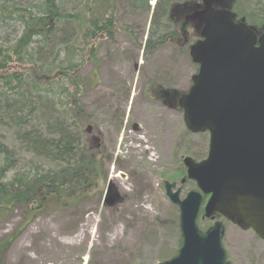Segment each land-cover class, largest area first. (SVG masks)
Segmentation results:
<instances>
[{"label": "rangeland", "instance_id": "1", "mask_svg": "<svg viewBox=\"0 0 264 264\" xmlns=\"http://www.w3.org/2000/svg\"><path fill=\"white\" fill-rule=\"evenodd\" d=\"M175 2L182 0L169 3L173 7ZM158 3L160 0H66L68 12L83 13L88 5V18L114 19L113 40L95 39L97 63L86 62L81 75V101L87 115L83 141L87 153L99 157L102 169L94 190L70 208L51 203L36 216L12 243L4 264H159L177 256L180 212L166 195L165 184L176 183L182 199L196 190L193 182H181L186 175L183 158L205 160L210 137L187 129L178 103L164 104L165 93L178 92L177 102L192 85L198 67L189 47L198 39L199 30L192 35L193 28L188 29L184 36L187 46L169 43L144 50L153 31H160L153 36L162 31L174 34V20L166 21L170 13L157 18L155 27L162 26V31L154 28L152 17ZM161 21L167 24L161 25ZM76 28L74 22L61 23L58 40L65 42L64 35L73 29L72 40ZM21 31L16 22H0V36L15 38ZM51 50L48 44L42 56ZM0 133L5 139L11 137L5 131ZM19 157L22 160L18 158L16 169L26 165L27 156L22 153ZM22 220L21 209L0 220V241L20 230ZM198 220L203 231L216 221L223 222V244L230 264H264V239L252 230L220 216L214 221L201 216Z\"/></svg>", "mask_w": 264, "mask_h": 264}, {"label": "trees", "instance_id": "2", "mask_svg": "<svg viewBox=\"0 0 264 264\" xmlns=\"http://www.w3.org/2000/svg\"><path fill=\"white\" fill-rule=\"evenodd\" d=\"M163 1L152 21L159 30L163 27H155L157 18L169 14L172 5V0L165 6ZM183 1L182 7L187 3ZM65 4L66 0H0V22H16L22 30L15 38L0 36V132L11 134L5 139L0 133V220L18 209L23 211L22 228L0 241V264L36 216L51 203L70 208L94 190L102 169L99 157L88 154L83 141L87 115L81 101V75L86 62L97 63L95 39L113 40L114 19L88 18V5L83 13H71ZM238 5L252 19V27L261 26L264 0H238ZM197 6L195 0L189 10L195 11ZM63 22L76 24L72 40L73 29L64 35L65 42L58 40L57 29ZM153 35H149L146 50L170 42L171 36L164 31ZM48 44L52 50L42 56ZM165 94L164 104L177 105L174 97L178 92ZM22 153L27 156L26 165L16 169Z\"/></svg>", "mask_w": 264, "mask_h": 264}, {"label": "water", "instance_id": "3", "mask_svg": "<svg viewBox=\"0 0 264 264\" xmlns=\"http://www.w3.org/2000/svg\"><path fill=\"white\" fill-rule=\"evenodd\" d=\"M206 1L195 16L204 22L201 39L190 49L199 71L179 107L189 131L210 134L209 154L199 163L183 159L186 179L199 190L181 199V189L166 183L180 211L183 244L175 258L160 264H230L223 223L206 232L197 225L204 196H210L204 219L217 213L264 238V33L235 23L224 0L221 10Z\"/></svg>", "mask_w": 264, "mask_h": 264}, {"label": "flooded vegetation", "instance_id": "4", "mask_svg": "<svg viewBox=\"0 0 264 264\" xmlns=\"http://www.w3.org/2000/svg\"><path fill=\"white\" fill-rule=\"evenodd\" d=\"M215 1V2H214ZM212 2V7L215 10H219L221 9V5L223 3V1H219L217 2L216 0H214ZM227 3V2H226ZM228 4V3H227ZM174 11L172 13V18L175 16V22L177 25V28L179 29H175L174 32L176 34H174L173 36H178V37H173L171 42L175 43L177 46H180L181 44V37L179 36H185L187 34L188 29H192L193 28V32L196 30L201 29L200 25L199 27H196V25L194 24L195 21L193 20V16L191 13H189V6H185L182 8V6H179L178 4L174 6ZM228 9V7H227ZM229 9L235 14V22L236 23H240V21H242L243 19H245L246 22H248L249 17L247 16V14L243 13L241 11V8L238 5V0H234L232 1V6L229 7ZM194 21V23H193ZM261 26H259L260 31H264V21L260 23ZM201 32V31H200Z\"/></svg>", "mask_w": 264, "mask_h": 264}, {"label": "bare ground", "instance_id": "5", "mask_svg": "<svg viewBox=\"0 0 264 264\" xmlns=\"http://www.w3.org/2000/svg\"><path fill=\"white\" fill-rule=\"evenodd\" d=\"M86 260H88V257H86Z\"/></svg>", "mask_w": 264, "mask_h": 264}]
</instances>
